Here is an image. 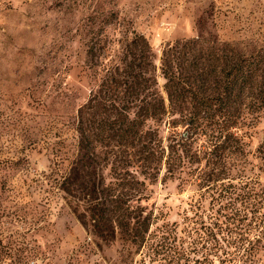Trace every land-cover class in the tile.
I'll use <instances>...</instances> for the list:
<instances>
[{
	"label": "rangeland",
	"instance_id": "374dc122",
	"mask_svg": "<svg viewBox=\"0 0 264 264\" xmlns=\"http://www.w3.org/2000/svg\"><path fill=\"white\" fill-rule=\"evenodd\" d=\"M133 33L147 42L155 67L163 43L197 35L224 45L227 54L258 57L264 0H0V240L7 247L1 264H14V257L16 264L145 261L144 249L103 241L83 226L73 199L59 188L61 178L82 175L70 173L77 108ZM158 130L167 135L165 125ZM234 131L242 154L231 175L261 183L264 105L244 114ZM94 151L98 163L91 170L107 182L111 163ZM176 182L158 171L143 179V197L129 202L151 211L156 223L173 220L180 229L194 200L204 207L207 198L198 199L192 182Z\"/></svg>",
	"mask_w": 264,
	"mask_h": 264
},
{
	"label": "trees",
	"instance_id": "16d2710c",
	"mask_svg": "<svg viewBox=\"0 0 264 264\" xmlns=\"http://www.w3.org/2000/svg\"><path fill=\"white\" fill-rule=\"evenodd\" d=\"M224 48L198 35L174 39L161 45L155 67L147 42L133 33L77 108L70 173L82 175L61 178L59 188L96 236L144 249L145 261L133 264H264V180L231 175L242 154L234 128L264 105V49L254 57ZM96 148L111 163L107 182L91 170ZM158 171L176 186L192 182L198 199L206 195L180 229L129 202L143 197V179ZM6 251L0 240V264Z\"/></svg>",
	"mask_w": 264,
	"mask_h": 264
}]
</instances>
